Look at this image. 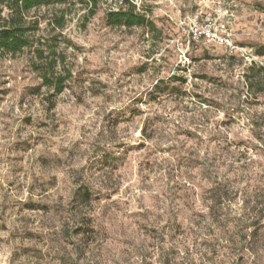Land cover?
Instances as JSON below:
<instances>
[{"label":"clouds","instance_id":"1","mask_svg":"<svg viewBox=\"0 0 264 264\" xmlns=\"http://www.w3.org/2000/svg\"><path fill=\"white\" fill-rule=\"evenodd\" d=\"M0 264H264V0H0Z\"/></svg>","mask_w":264,"mask_h":264}]
</instances>
